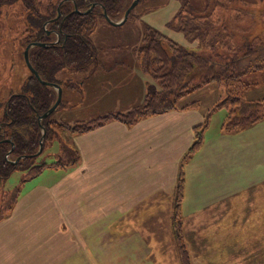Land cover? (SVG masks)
<instances>
[{"label":"rangeland","instance_id":"374dc122","mask_svg":"<svg viewBox=\"0 0 264 264\" xmlns=\"http://www.w3.org/2000/svg\"><path fill=\"white\" fill-rule=\"evenodd\" d=\"M185 1L190 2L192 9L198 10L199 15L203 16V11L205 15V18L199 17L202 36L194 41L188 40L175 28L176 16ZM42 5L37 4V8L43 11L44 2ZM1 9L0 116L3 113L4 103L9 101L13 93L21 91L31 74L25 60L27 47L26 17L23 15L25 8L17 2L4 5ZM192 9H189L188 13ZM148 29L162 32L187 50L210 55L217 64L243 59L239 68L245 69L261 61L260 58L264 60V0H140L131 11L128 20L122 25H113L105 18H98L91 34L92 42L97 47L98 57L106 53L122 54L123 56H119L117 60L130 66L124 70L131 71L132 68L136 69L135 65H137L150 79V85H155L158 91L161 90L160 82L153 74L142 69L137 54V48L142 44V37ZM135 51L137 62L134 61ZM115 72L117 74H114V77L118 84L123 80L126 81L124 83L126 86L132 84L133 79L125 76L124 72H118V69H115ZM246 73L243 80L248 88L242 97L246 101L263 100L264 69ZM88 75L87 71L74 72L67 69L60 71L57 77L60 79L64 77L63 94L64 90L68 91L66 80L74 81L77 89L85 90V85L82 84L88 79ZM210 85L211 88H206L197 95L193 93L198 90L193 91L180 103L187 105L199 98L201 106L211 108L216 101L214 99L217 89L222 93L221 97H218L219 100L227 96L223 85L216 83ZM117 95L119 92H114L107 102L102 98L109 95H99L98 99L89 96L85 98L83 91L76 90L70 105H61L53 112V119L58 121V125L55 126L56 134L54 140L50 141L51 145L49 146L50 142H48L38 156L39 159L52 163L58 160L64 143L72 144V134L63 122L74 125L79 120H84L88 116V111L103 109L116 102L119 99ZM63 97L62 100L65 101L66 94ZM227 115L228 111L225 108L211 111L207 116L211 131L219 124L223 127ZM250 126L252 125L241 127L237 131H243ZM206 130L203 134L202 147L184 165L185 184L179 203V214L177 213L178 176L172 196L174 201L172 219L152 220V237L147 236L146 233L139 237L140 246L143 245L145 238H152V247L149 249L143 246L139 249L140 246H137L138 241H136V251L132 255H135L138 262L142 261L141 264H184L186 261L188 264H264V161L259 159V166L253 168L255 169L253 174L248 175L239 170H232L225 163L219 165L218 161H211L208 166L203 165L200 159L209 158L210 154L217 155L220 150L216 147L221 145L219 140L214 143L211 139L212 135H206ZM252 140L251 147L255 152L263 154L264 135L262 139L258 138L257 144L253 136L251 142ZM191 162L190 169L187 170L186 166ZM203 166H206V169L201 173ZM213 174H219L221 177L212 180ZM233 175L235 180L237 178L236 181L230 180ZM31 178L33 177L26 176V170L17 169L7 179L1 180L0 202L5 191L18 188L21 193L25 190L24 187L28 186L25 181ZM80 223V229H83L85 222L82 220ZM108 223L109 242L115 243L118 239L117 230L123 225L121 221L115 220H109ZM144 223L145 221H135V226H131L126 222L124 227L142 229ZM93 253L96 254V251L94 250ZM76 254L77 260L85 259L82 250H78Z\"/></svg>","mask_w":264,"mask_h":264},{"label":"crops","instance_id":"0c3cea01","mask_svg":"<svg viewBox=\"0 0 264 264\" xmlns=\"http://www.w3.org/2000/svg\"><path fill=\"white\" fill-rule=\"evenodd\" d=\"M119 56L123 55L106 53L98 57L94 70L82 84L85 90L77 86L64 90V106L71 104L76 90L83 91L85 98L109 95L102 98L107 102L114 92H119L116 102L88 111L87 121L142 105L149 93L150 79L137 65L125 71L130 66L117 60ZM134 59L137 62L136 51ZM115 69L133 79L132 84L126 86L125 80L118 84ZM216 94L212 106L222 93L217 89ZM193 101L199 103L197 108L186 109V103H180L174 110L143 117L133 125L111 119L72 135V144L78 150L77 162L70 167L49 166L25 181L28 186L11 213L0 220V264H141L132 255L141 244L139 237L145 233L152 237V220L172 219V196L181 160L194 140V128L204 123L210 110L201 106L199 98ZM85 119L79 121L86 122ZM206 135H212L213 142L219 140L221 145L216 147L220 150L217 155L200 159L203 165L218 161L219 165L225 163L248 175L259 166V159L264 161V153L251 147V136L257 144L264 135V120L233 133L225 132L222 124L212 131L209 125ZM205 169L206 166L201 173ZM220 177L213 174L211 179ZM230 180L237 178L233 175ZM82 220L85 223L80 229ZM109 220L123 225L117 230L115 243L108 239ZM135 221L146 224L142 229L124 227L126 222L135 226ZM145 239L139 249L152 247V238ZM78 250L85 253L84 260L76 259Z\"/></svg>","mask_w":264,"mask_h":264},{"label":"trees","instance_id":"16d2710c","mask_svg":"<svg viewBox=\"0 0 264 264\" xmlns=\"http://www.w3.org/2000/svg\"><path fill=\"white\" fill-rule=\"evenodd\" d=\"M133 1L0 0V15L2 14L1 7L4 5L20 2L24 6L26 45L33 41L48 44L47 46H33L29 52L30 61L45 81L63 85L64 79L58 78L57 75L64 69L74 72L87 71L88 73L94 70L98 60V51L92 42L91 34L98 18H105L104 9L113 20H120ZM42 2H44L43 11L37 8V4L43 6ZM93 3L97 5L91 12L74 11L76 7L85 11ZM190 7V2L185 1L176 16L175 28L181 31L188 40L194 41L200 35L202 36L199 19L205 18V15L204 11L201 16L198 10ZM59 8L61 15L57 17ZM189 9H192L190 13H188ZM137 54L142 69L153 74L160 82L161 90L157 91L155 85H150L146 101L127 112L112 113L86 122L78 121L74 125L63 122L64 126L69 127L72 135L91 130L111 119L133 125L143 117L174 110L179 107L180 101L187 95L212 83L223 85L227 92V96L217 101L208 112L210 115L211 111L227 109L228 115L222 129L227 132L237 131L241 127L264 120V99L246 101L242 97L248 88L243 80L246 72L264 69L263 59L260 58L261 61L245 69L239 68L243 59L228 60L224 64H217L210 55L187 50L155 29H148L144 33L142 44L137 48ZM66 81L68 87H76L74 81ZM56 99L57 90L52 86L44 85L31 73L21 91L13 93L9 101L4 103L3 113L0 116V181L7 179L17 169L26 170V176L30 178L41 174L49 166L70 167L77 162L78 150L70 142L62 145L58 160L52 163L41 161L38 157L40 154L36 155L43 135L42 127L46 129L44 148L48 142L54 140L55 126L58 125V121L53 119L52 113L42 120L41 125L39 115L45 113ZM61 105H64L63 100L59 106ZM198 106L199 103L193 101L183 108H197ZM208 125L209 120L206 117L204 123L194 128V141L181 160L177 185L178 214L185 184L184 165L202 147L203 134ZM13 145V151L7 156ZM23 155L27 157L20 159L16 165L10 162ZM19 196L18 188L3 193L0 202V220L11 213Z\"/></svg>","mask_w":264,"mask_h":264},{"label":"water","instance_id":"95a60500","mask_svg":"<svg viewBox=\"0 0 264 264\" xmlns=\"http://www.w3.org/2000/svg\"><path fill=\"white\" fill-rule=\"evenodd\" d=\"M140 0H134L131 5L126 9L125 13H124V16L120 19V20H113L107 13L106 9H104V17L105 19H107L110 23H112L113 25H122L124 24L128 18H129V15L131 13V11L135 8V6L139 3ZM97 5V3H93L87 10L85 11H81L79 10L77 7L75 8V12H78V13H88V12H91L94 7ZM59 10V13H58V16L59 17L61 15V12H60V8L58 9ZM50 31H48L49 33ZM59 37V35H58ZM35 45H43V46H47L48 44L47 43H44V42H31L27 45L26 49H25V60H26V63L31 71L32 74H34L38 80L43 83L44 85H49V86H52L54 87L56 90H57V99L55 101V103L45 112L43 113L42 115H39V122L41 124L42 120L47 118L48 116H50L57 108L58 106L60 105V103L62 102V98H63V87L62 85H60L59 83H56V82H50V81H45L41 76L40 74L38 73V71L33 67L31 61H30V56H29V52H30V49L35 46ZM42 125V124H41ZM43 129V135L41 137V140H40V147H39V150L38 152L36 153V155H39L41 154V152L43 151L44 149V139L46 137V129L44 127H42ZM7 141H10V139H7ZM14 149V145L12 147V149L9 151V153L7 154V156L10 155V153L13 151ZM24 157H27V155H23V156H19L17 159L15 160H10V162L12 164H17L20 159L24 158Z\"/></svg>","mask_w":264,"mask_h":264},{"label":"flooded vegetation","instance_id":"af4514ba","mask_svg":"<svg viewBox=\"0 0 264 264\" xmlns=\"http://www.w3.org/2000/svg\"><path fill=\"white\" fill-rule=\"evenodd\" d=\"M33 42H36V41H33ZM31 43V42H30Z\"/></svg>","mask_w":264,"mask_h":264}]
</instances>
